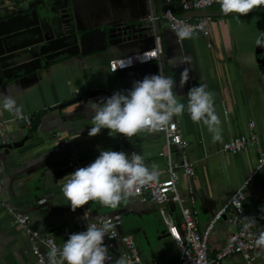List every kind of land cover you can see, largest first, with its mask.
Here are the masks:
<instances>
[{
  "label": "crops",
  "instance_id": "obj_1",
  "mask_svg": "<svg viewBox=\"0 0 264 264\" xmlns=\"http://www.w3.org/2000/svg\"><path fill=\"white\" fill-rule=\"evenodd\" d=\"M176 1L169 2L176 14H185L191 19L209 18L206 35L194 32L190 39H178L161 17L165 0H0V20L11 18L10 22L0 25L1 35L6 34L0 41L3 49L0 94L12 96L16 104L22 106L19 116L28 114L30 117V125L26 126L19 116L0 107V145L5 144L0 147V264L33 262L30 239L13 221L16 211L28 214L27 227L52 231L57 242L60 239L57 229L60 226L72 229L84 213L90 220L120 214L119 229L129 234H144V229L133 225L140 220L136 215H146L143 209L135 212L132 205L146 203L159 218L158 205L137 200L122 201L115 208L89 201L72 211L61 191L63 177L70 173L67 166L70 153H74L84 167L93 162L101 150L113 151L117 145L128 155L130 152L141 154L149 168L156 163L157 180L166 178L161 133L142 131L128 139L123 134L109 135L108 129H102L96 136L88 135L92 127L91 113L87 109L89 101L99 102L101 97L131 89L133 82L142 80L145 75L160 72L173 78L176 81L174 94L185 104L187 92L193 85L205 84L206 90L214 94L222 142H213L206 126L193 123L186 111L173 119L188 142L185 152L195 166L191 185L199 232L235 188L248 178L257 156L255 149L250 147L232 154L222 151L221 145L230 136L246 134L249 121L259 141L264 143V67L258 65L255 43L264 32V5L239 16L224 15L220 6L214 4L205 9L204 15H198L195 10L181 11ZM36 3L44 10L39 9L34 20L30 13ZM22 11L26 13L20 16ZM149 15L155 17L153 21L148 19ZM118 24L129 26L130 31L117 33ZM61 27L62 32L71 30L87 36L84 52L51 57L36 69L18 68L32 60L33 45L55 36ZM152 46H157L159 63L139 64L115 72L108 70L109 59ZM185 69L189 79L181 87ZM169 156L178 161L175 146L170 147ZM176 188L185 197L186 181L182 176ZM243 193L245 211L256 215L253 227L256 236L264 229L261 218L264 216V169L249 177ZM163 208L178 221L174 203L168 202ZM130 217L136 219L134 223L127 220ZM231 229L224 218L215 222L206 242L209 257L222 246ZM163 236H167L165 226L159 231V237ZM168 239L173 249L168 264H172L176 250ZM39 248L47 254L42 245ZM137 249L142 264H148L151 258L156 260L152 255L141 253L139 246ZM253 255L256 264L264 259V252L257 248ZM229 260L223 264L242 262L237 254Z\"/></svg>",
  "mask_w": 264,
  "mask_h": 264
},
{
  "label": "clouds",
  "instance_id": "obj_2",
  "mask_svg": "<svg viewBox=\"0 0 264 264\" xmlns=\"http://www.w3.org/2000/svg\"><path fill=\"white\" fill-rule=\"evenodd\" d=\"M224 15H247L253 9L264 5V0H217ZM203 25L200 26L203 30ZM179 39H190L194 29L181 26L176 29ZM257 47L264 48V32L257 37ZM117 69V68H116ZM114 69L113 72L116 70ZM189 79L188 70L181 75L180 86ZM176 81L163 73L145 75L142 80L133 82L131 89L116 91L111 96L101 97L99 102L89 101L87 109L91 113V125L88 135H98L102 129H108L109 135L123 134L130 139L142 131L163 130L174 118L181 117L185 111L193 123L206 126L212 134L213 142H222L221 120L216 112L214 94L207 85H193L187 92L186 104L178 101L174 94ZM0 107L19 116L22 106L7 94H0ZM158 165L151 168L141 154L123 151L101 150L96 159L84 167L63 177L61 191L71 206V210L98 201L104 207H117L122 201L135 195L139 185L154 182L158 178ZM264 219V216L261 217ZM244 229L255 221L254 217H245ZM112 225L108 222L101 226L87 224L85 231L68 235L62 246L52 247L47 252L49 264H128L125 256L114 261L109 255L105 237H110ZM111 238V237H110ZM255 248L264 252V229L255 238Z\"/></svg>",
  "mask_w": 264,
  "mask_h": 264
},
{
  "label": "built area",
  "instance_id": "obj_3",
  "mask_svg": "<svg viewBox=\"0 0 264 264\" xmlns=\"http://www.w3.org/2000/svg\"><path fill=\"white\" fill-rule=\"evenodd\" d=\"M170 0H165L161 17L165 21L168 29L176 37V29L181 26L193 28L194 32L202 35L207 34L206 23L208 17L191 19V17H182L176 14L169 4ZM176 4L183 12L191 10H205L212 5L219 3L217 0H177ZM155 17L148 16L150 21ZM203 25V30L200 26ZM178 38V37H177ZM179 39V38H178ZM149 62L159 63V54L157 46H152L145 50H139L123 56L111 58L107 62V68L110 72L124 70L135 65L146 64ZM114 71V72H115ZM26 126L30 125V117L28 114L19 116ZM163 136L164 150L161 152L166 164V178L156 180L145 185L137 186L135 195L129 200H137L139 202H152L159 206L158 216L165 226V232L173 242L176 250V258L172 264H223V260L232 255H239L243 264H256L253 251L255 250V238L253 227L256 223V215L246 212L243 207L244 186L250 176L254 175L258 170L264 169V143L260 142L253 129L252 121L247 123L246 134H236L227 138L221 145V150L229 153H236L248 148H253L257 152L255 163L248 176L235 190L229 195L226 202L211 216L205 224L202 232L197 229V209L195 208V200L192 195L191 181L195 176L194 164L188 158L185 152L187 140L183 137L176 122L172 120L163 130L156 131ZM171 146H175L179 153L178 161H174L169 156ZM113 151H122L120 145H117ZM132 152H130L131 155ZM67 166L70 173L82 167L77 156L70 153L67 157ZM179 176L186 181V195L182 196L177 188ZM43 200H38L41 202ZM172 202L177 207L178 221L175 222L171 214L163 208L165 204ZM189 203L187 205L186 203ZM245 217H254L255 221L250 227L244 229V223L248 222ZM224 218L225 222L232 226V229L226 236L222 246L214 252L212 257L207 255V238L217 220ZM13 221L20 226L30 239V251L33 256L32 264H49L47 255L42 253L39 245H42L46 252L52 247L62 246L68 235L74 232L85 231L87 224H96L98 227L104 222L112 225L110 237H105V244L109 247V255L113 261L125 256L128 264H142L141 256L137 249L136 243L131 234L120 231L119 227L122 222V216L117 213L105 216L99 220H90L87 213L76 221L72 229L66 226H60L57 229L59 241L53 237V232L49 230H40L27 227L29 216L23 212H13ZM111 264V261L108 262ZM148 264H158L151 258ZM259 264H264V259Z\"/></svg>",
  "mask_w": 264,
  "mask_h": 264
},
{
  "label": "water",
  "instance_id": "obj_4",
  "mask_svg": "<svg viewBox=\"0 0 264 264\" xmlns=\"http://www.w3.org/2000/svg\"><path fill=\"white\" fill-rule=\"evenodd\" d=\"M39 9L40 11L41 9L44 10L42 7H37V3H36V7L30 13L34 17V20L36 19L35 16H37L36 14H38ZM195 11L197 12L198 15L200 14L204 15L206 13L205 10H202V9L195 10ZM18 17L20 16L18 15ZM182 17H188V16L183 14ZM10 20L11 18H5L3 20H0V25L8 23L10 22ZM125 29L130 31L129 26H126V25L118 24L115 27V31L119 34H124ZM97 31L100 32V30H97ZM4 35L6 34L2 32V35H1L0 33V41H1L2 36ZM87 39L88 38L85 34L77 35L75 33H72L71 30H65L62 32V27H61L60 32H57L55 36L51 38H44L42 41L37 42L35 45L32 46L31 49L33 50L32 52L33 58L30 61L31 66L28 68L36 69L42 63H44V61H46L47 59L62 55L63 53L74 54L78 52H84L86 49ZM2 51L3 49L1 48V44H0V57H1ZM256 53L259 55L257 58L258 65L262 68L264 67V48L256 46ZM19 66L22 67V64H20ZM3 75H4V72H3ZM4 145L5 144L0 145V147H4Z\"/></svg>",
  "mask_w": 264,
  "mask_h": 264
},
{
  "label": "rangeland",
  "instance_id": "obj_5",
  "mask_svg": "<svg viewBox=\"0 0 264 264\" xmlns=\"http://www.w3.org/2000/svg\"><path fill=\"white\" fill-rule=\"evenodd\" d=\"M58 2H60V0H58ZM25 13L26 11H22L20 16L22 14L24 15ZM20 54H22V52ZM22 55H20L19 58L22 57ZM30 66L31 62L29 61L25 62L24 64H22V67L18 68L27 69ZM2 69L3 68H1V71L3 72ZM132 206L135 212H140L143 209L146 213V215L144 216L140 214L139 216L136 215V217H139L140 220L136 225H133V227L139 225L138 227L144 229V234L139 232H131L133 240L135 241L137 246H139L141 253H143L145 256L152 255L160 264H168L169 259L172 257L173 249L169 244V239L167 236L159 237V231L164 227V225L160 220H158L159 218L156 215L154 216V212L150 211L148 204L138 203ZM127 220L134 223V220L136 219L130 217ZM229 258H225L223 262H229ZM240 264H243V262H241Z\"/></svg>",
  "mask_w": 264,
  "mask_h": 264
},
{
  "label": "trees",
  "instance_id": "obj_6",
  "mask_svg": "<svg viewBox=\"0 0 264 264\" xmlns=\"http://www.w3.org/2000/svg\"><path fill=\"white\" fill-rule=\"evenodd\" d=\"M31 126H33V127L35 126V122L33 120L31 121ZM30 128H32V127H30Z\"/></svg>",
  "mask_w": 264,
  "mask_h": 264
}]
</instances>
